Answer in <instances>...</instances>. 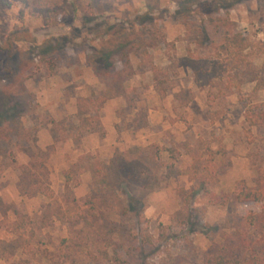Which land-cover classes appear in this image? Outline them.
Instances as JSON below:
<instances>
[{
  "label": "rangeland",
  "instance_id": "374dc122",
  "mask_svg": "<svg viewBox=\"0 0 264 264\" xmlns=\"http://www.w3.org/2000/svg\"><path fill=\"white\" fill-rule=\"evenodd\" d=\"M236 32L264 75V0H70L46 25L1 10L0 264L263 256L264 202L230 199L264 170V125L251 124L264 90L216 66ZM207 171L225 204L201 189ZM22 215L36 231L26 249L11 232Z\"/></svg>",
  "mask_w": 264,
  "mask_h": 264
},
{
  "label": "trees",
  "instance_id": "16d2710c",
  "mask_svg": "<svg viewBox=\"0 0 264 264\" xmlns=\"http://www.w3.org/2000/svg\"><path fill=\"white\" fill-rule=\"evenodd\" d=\"M94 1L99 0H88L89 6ZM20 5L22 11L27 12L29 16L35 19H40L44 25L48 24L52 17L54 16H63L65 15L70 8V0H0V11L10 7L12 4ZM221 48H223L226 56L225 59L221 58L219 63H217L218 69L228 70V66H233L235 68H243V79L241 77V83H254L255 90H264V75L262 74L261 68H257L253 65L252 61L246 58L244 52L249 50L251 46L248 38L240 32L233 34H226L221 38ZM104 58H98L101 61L106 62L109 59V55L104 54ZM221 57V55H218ZM154 78L157 80V73L154 75ZM264 125V109L257 115L256 121L251 122V124ZM31 167H34L33 157L29 162ZM213 175L207 171L206 174L201 178L200 185L201 189L204 190V193L208 195L209 201L211 203H220L225 204L228 200L233 199L237 203H262L264 202V170L257 171L255 177L252 180V185H247L244 180H240L235 185V190L232 197L226 193L217 194L210 190V186L213 184L212 179ZM37 187L35 188L34 194L43 193L45 189H48V183L44 181H39L36 179ZM46 183L45 185H43ZM180 197L182 198L184 204L190 202V197L183 194L184 190H178ZM230 198V199H229ZM247 226L255 225L257 215L255 213H250L243 218ZM34 220L28 215H22L15 219L11 225V232L15 236L14 241L18 242V246H22L23 249H26L30 245V241L35 237L34 229ZM69 222H73L70 221ZM76 222V221H75ZM241 230V229H237ZM240 233L242 237L248 234V231L244 229ZM26 234V238H24ZM105 255V253H104ZM214 264H239V260L235 257V254L231 252L223 253L216 255L214 258H209V261H212ZM251 264H264V255L260 256L258 252L254 251L253 255L249 258Z\"/></svg>",
  "mask_w": 264,
  "mask_h": 264
}]
</instances>
